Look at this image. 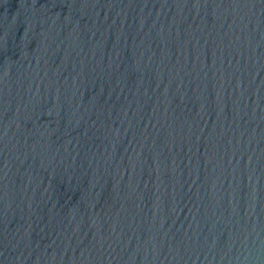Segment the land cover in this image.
I'll return each mask as SVG.
<instances>
[{
  "label": "water",
  "instance_id": "1",
  "mask_svg": "<svg viewBox=\"0 0 264 264\" xmlns=\"http://www.w3.org/2000/svg\"><path fill=\"white\" fill-rule=\"evenodd\" d=\"M0 264H264V0H0Z\"/></svg>",
  "mask_w": 264,
  "mask_h": 264
}]
</instances>
